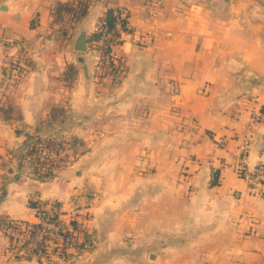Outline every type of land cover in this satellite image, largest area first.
Wrapping results in <instances>:
<instances>
[{"label":"crops","instance_id":"crops-1","mask_svg":"<svg viewBox=\"0 0 264 264\" xmlns=\"http://www.w3.org/2000/svg\"><path fill=\"white\" fill-rule=\"evenodd\" d=\"M108 9L134 28L111 49L124 62L117 80L98 74L89 41ZM82 31L86 52L74 49ZM14 52L27 70L7 83ZM7 106L22 119H7ZM37 135L78 137L87 150L39 181L23 159ZM246 140L254 169L264 159V0H0V215L38 222L30 199L58 202L85 246L68 259H16L0 229V264H186L215 238L221 264L225 252L248 264L264 249V197L236 172Z\"/></svg>","mask_w":264,"mask_h":264},{"label":"trees","instance_id":"trees-1","mask_svg":"<svg viewBox=\"0 0 264 264\" xmlns=\"http://www.w3.org/2000/svg\"><path fill=\"white\" fill-rule=\"evenodd\" d=\"M58 7H61V5ZM122 13L121 9H108L100 19L99 24L102 28L107 31H114L115 35L114 38L104 42L103 45L99 47L103 56H106L111 52V44L113 42H122V39H120L121 32L132 33L134 31L127 16L121 17ZM100 34V30L95 31L89 38L90 44L92 41H97ZM67 73L73 75L74 67L72 65H68ZM2 111L7 119H22L21 112L12 106H7L6 108H3ZM62 113L63 108L54 107L51 116L56 120L58 119V115ZM70 139L72 140L69 141L68 139L51 135H37L30 138L25 147L23 159L29 163L31 172L37 180L47 181L54 178L61 168L69 163L70 160L68 159L70 155L65 153L64 157L61 156L63 151L73 149L74 147L75 155H77L78 153L83 154L87 150L82 139L78 137H71ZM80 147L83 149L78 151L77 148ZM213 184L215 185L217 182L215 181ZM29 203L35 211L41 212L39 222L11 219L8 216L0 215V229H2L8 236L10 240V249L16 259L36 258L40 262L43 259L52 262L54 258H70L71 254L68 252L69 248H76L79 252L84 249L85 246L78 241L83 228L81 223L75 218L71 219L68 224L64 225L66 232L62 246L53 247L46 243L45 240H38L36 237L38 228L42 227L44 223L58 224L62 221L60 219L61 212L55 213L52 216H46L42 209V204L39 201H35L31 198ZM56 205H59V203L53 202V206Z\"/></svg>","mask_w":264,"mask_h":264},{"label":"built area","instance_id":"built-area-1","mask_svg":"<svg viewBox=\"0 0 264 264\" xmlns=\"http://www.w3.org/2000/svg\"><path fill=\"white\" fill-rule=\"evenodd\" d=\"M123 16V13L121 14ZM101 25H98L97 31L100 30L101 34L97 41H92L93 49L97 50L100 54V59L98 63V74L102 77H108L114 80H117L123 71L124 62L122 59L115 57L111 52L103 56L99 49L104 42L114 38V31H107L102 28ZM127 32L120 33V39ZM118 42H113L111 47ZM112 49V48H111ZM27 70V64L21 58L18 52L11 54V58L8 63L5 65V80L7 83H15L19 81L25 74ZM255 121H261L263 115L261 113L254 114ZM224 138L217 139L215 141V147L220 148L224 145ZM249 140L244 141L240 145V154L239 159L236 164V172L246 183L247 189L252 190L256 189L253 185H262L264 184V159L260 161L254 169L249 168L248 164V153H249ZM35 200V199H34ZM38 201V200H35ZM42 209L46 216H52L55 213H60L59 205L53 206V202L47 205V207L42 205ZM38 217V222L40 221L41 212L36 211ZM65 223L60 221L58 224H46L38 228L36 237L38 240H45L46 243L52 245L53 247L62 246L65 239L66 229L64 227ZM80 239V238H79ZM80 241V240H78Z\"/></svg>","mask_w":264,"mask_h":264},{"label":"rangeland","instance_id":"rangeland-1","mask_svg":"<svg viewBox=\"0 0 264 264\" xmlns=\"http://www.w3.org/2000/svg\"><path fill=\"white\" fill-rule=\"evenodd\" d=\"M90 47H92V44H90ZM54 136H57V137H60V138L62 137L63 139H68L69 141L72 140V139H70L71 137L66 138V137H64L62 135L61 136L60 135H54ZM70 148H71V146H70ZM74 149L75 148L73 147V149H67L66 151H63L61 153V156L64 157V154L65 153L66 154L68 153L70 155V157H69L68 160H70L69 162H72L74 160V158L76 159L77 156L80 155V153H78L77 155H75ZM82 149L83 148H81V147L80 148H77L78 151H81ZM253 187H255L256 189H252V190H248L247 189V192H249L250 195H253V196H256V197L263 196V193H264V184H262V185H253ZM249 236H251V237L256 236L257 237L258 235H257V232L256 231L255 232L250 231L249 233H246V237H249ZM261 238H263V237L261 236ZM213 244H215V246H216V247H214L215 249L213 251L204 252V253L199 252V251L198 252L196 251V252H188V253H186V254H190L192 256H191V258L187 259L185 261V263L186 264H208V262L206 260H203L202 258L203 257L207 258L208 256H210V258L212 259L211 260V263L212 264H221V261H220L221 258L220 257L222 255H221V251L216 249L217 247L219 248V246H218L219 243H218V240L216 238L214 239ZM256 252H258V254L255 256V258H250V261L248 262V264H264V249H260V250H258ZM223 254L224 255L226 254L227 259H226V263H222V264H234L232 262V260L230 259V257H229V255L230 254H233V253H231V252H225ZM146 259H148V257H146ZM170 260H171V262H174L175 261V259H172V258ZM167 264H168V260H167Z\"/></svg>","mask_w":264,"mask_h":264},{"label":"water","instance_id":"water-1","mask_svg":"<svg viewBox=\"0 0 264 264\" xmlns=\"http://www.w3.org/2000/svg\"><path fill=\"white\" fill-rule=\"evenodd\" d=\"M88 35L86 31H82L77 37L74 49L80 52H86L88 50Z\"/></svg>","mask_w":264,"mask_h":264}]
</instances>
